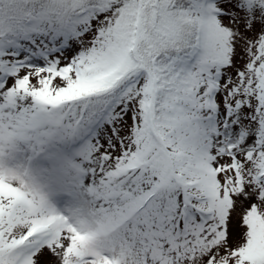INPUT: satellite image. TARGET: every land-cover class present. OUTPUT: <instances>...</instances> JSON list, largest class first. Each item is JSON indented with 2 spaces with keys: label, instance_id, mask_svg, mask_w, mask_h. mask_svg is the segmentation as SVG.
<instances>
[{
  "label": "snow or ice",
  "instance_id": "obj_1",
  "mask_svg": "<svg viewBox=\"0 0 264 264\" xmlns=\"http://www.w3.org/2000/svg\"><path fill=\"white\" fill-rule=\"evenodd\" d=\"M0 264H264V0H0Z\"/></svg>",
  "mask_w": 264,
  "mask_h": 264
}]
</instances>
